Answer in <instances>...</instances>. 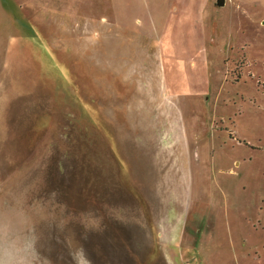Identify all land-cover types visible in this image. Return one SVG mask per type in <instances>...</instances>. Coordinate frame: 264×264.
Masks as SVG:
<instances>
[{
	"label": "rangeland",
	"instance_id": "rangeland-1",
	"mask_svg": "<svg viewBox=\"0 0 264 264\" xmlns=\"http://www.w3.org/2000/svg\"><path fill=\"white\" fill-rule=\"evenodd\" d=\"M216 2L0 0V264H264V0Z\"/></svg>",
	"mask_w": 264,
	"mask_h": 264
},
{
	"label": "flooded vegetation",
	"instance_id": "flooded-vegetation-1",
	"mask_svg": "<svg viewBox=\"0 0 264 264\" xmlns=\"http://www.w3.org/2000/svg\"><path fill=\"white\" fill-rule=\"evenodd\" d=\"M21 11L24 13V15H23V18L25 19V17L26 18H29V16L27 15V13H26V9L24 8V7H21ZM21 19L20 17H18V19H15V21L17 22V24H18V26L20 27V28H22V26H23V23H24V19ZM34 17H31V19L29 18V20L31 21V22H33V20H35L36 18H34ZM17 30V29H16ZM15 32H18V31H15ZM24 31H21V33H23ZM20 33V34H21ZM17 36H19V35H17ZM33 39V38H32ZM31 39V40H32Z\"/></svg>",
	"mask_w": 264,
	"mask_h": 264
},
{
	"label": "water",
	"instance_id": "water-1",
	"mask_svg": "<svg viewBox=\"0 0 264 264\" xmlns=\"http://www.w3.org/2000/svg\"><path fill=\"white\" fill-rule=\"evenodd\" d=\"M225 3H226V0H217L216 5L217 7H222L225 5Z\"/></svg>",
	"mask_w": 264,
	"mask_h": 264
}]
</instances>
